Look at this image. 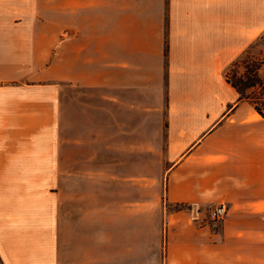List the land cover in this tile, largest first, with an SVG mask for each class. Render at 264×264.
<instances>
[{
	"label": "crops",
	"instance_id": "crops-1",
	"mask_svg": "<svg viewBox=\"0 0 264 264\" xmlns=\"http://www.w3.org/2000/svg\"><path fill=\"white\" fill-rule=\"evenodd\" d=\"M263 32L264 0H0V264H264V118L226 80ZM150 111L165 200L225 203L222 221L171 216L151 237L144 199L103 217L80 198L91 175L115 190L118 127Z\"/></svg>",
	"mask_w": 264,
	"mask_h": 264
},
{
	"label": "rangeland",
	"instance_id": "rangeland-1",
	"mask_svg": "<svg viewBox=\"0 0 264 264\" xmlns=\"http://www.w3.org/2000/svg\"><path fill=\"white\" fill-rule=\"evenodd\" d=\"M242 58L238 62V59ZM250 61H262L260 67V74L264 78V32L261 39H257L250 48V53L243 60V55L237 58V61L229 66L231 67L230 73H237L241 75L244 73L245 62ZM247 63V62H246ZM228 69V70H229ZM233 73V74H234ZM92 102V97L90 99ZM91 104V103H90ZM141 112L134 113V128H126L124 126L118 127V144L117 152L118 155V181L115 183L114 191H110V177L102 176L100 179H95L94 176L83 177L84 190L80 193V198L89 201H102V216H109V202H118V214H125V208L123 209L121 203L128 200H132L133 209L136 211V205L138 201L142 199L149 204V220H150V232L152 233L160 230L166 233L168 218L171 216H183L188 219L194 220L198 225L211 222L209 218V210L214 205H193L189 202H177L171 203L165 200L167 196V169L169 168L167 159V138L165 134V128L163 123L162 112L150 111L148 119L144 120V126L138 124L141 122ZM144 113V118H145ZM81 133L82 136L88 138V145L86 148V155L89 159L88 164L92 165L96 162H100L101 166L104 167L106 164L109 165V159L106 158V149L102 148L100 154L102 158L97 159L98 153L92 149V145H89L95 138L98 140L101 135L102 138L106 137L105 132H109V129H99L94 125L93 116L89 115L85 117L81 122ZM109 136V134H107ZM132 137L133 143L125 144V137ZM98 145V144H97ZM91 146V147H90ZM105 146V145H104ZM108 151V150H107ZM126 151L132 153V156L128 154L125 156ZM94 153L96 159L94 160ZM127 158V160H126ZM98 160V161H97ZM128 161V162H127ZM127 162V170L125 164ZM108 168V167H107ZM127 173H133L132 179H127ZM145 175L144 190L141 189V180L137 179L138 176L141 179V174ZM130 177V176H128ZM139 181V182H138ZM98 211V209H95ZM120 210V211H119ZM94 211V210H93ZM91 211V214H93ZM122 211V213H121ZM136 214V213H134ZM146 214V213H145Z\"/></svg>",
	"mask_w": 264,
	"mask_h": 264
},
{
	"label": "trees",
	"instance_id": "trees-1",
	"mask_svg": "<svg viewBox=\"0 0 264 264\" xmlns=\"http://www.w3.org/2000/svg\"><path fill=\"white\" fill-rule=\"evenodd\" d=\"M262 35L258 38L261 39ZM252 45L247 48V50L242 54L243 60L250 53V48ZM242 58L238 59V62L241 61ZM237 60L234 61V63ZM247 62V63H246ZM245 62V71L243 74L238 75L237 73H230L231 67L226 71V80L229 82L239 93L240 99L248 100L255 109L261 114L264 118V78L260 74V67L262 61H253L254 63H250V61Z\"/></svg>",
	"mask_w": 264,
	"mask_h": 264
},
{
	"label": "built area",
	"instance_id": "built-area-1",
	"mask_svg": "<svg viewBox=\"0 0 264 264\" xmlns=\"http://www.w3.org/2000/svg\"><path fill=\"white\" fill-rule=\"evenodd\" d=\"M228 206L225 203H220L212 206L209 210V218L213 223L220 222L228 213Z\"/></svg>",
	"mask_w": 264,
	"mask_h": 264
}]
</instances>
